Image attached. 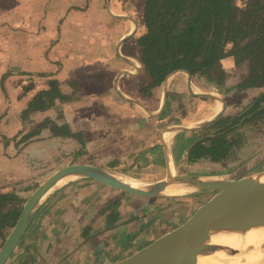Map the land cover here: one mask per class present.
Listing matches in <instances>:
<instances>
[{
    "label": "crops",
    "instance_id": "obj_1",
    "mask_svg": "<svg viewBox=\"0 0 264 264\" xmlns=\"http://www.w3.org/2000/svg\"><path fill=\"white\" fill-rule=\"evenodd\" d=\"M135 31L131 17L109 0H0V180L27 181L44 168L80 164L127 175L170 161L160 117L176 93L196 97L202 94L192 87L209 82L172 77L147 101L139 92L147 83L141 66L123 51ZM26 79L33 80L28 87ZM51 87L64 99L23 119L34 96ZM212 113L189 120L197 124ZM46 119L67 125L73 135L45 128L20 142ZM258 156L264 159V148ZM254 158L233 172V180L249 176ZM149 211L141 198L92 180L65 184L44 197L6 264H115L172 231L151 229Z\"/></svg>",
    "mask_w": 264,
    "mask_h": 264
},
{
    "label": "trees",
    "instance_id": "obj_2",
    "mask_svg": "<svg viewBox=\"0 0 264 264\" xmlns=\"http://www.w3.org/2000/svg\"><path fill=\"white\" fill-rule=\"evenodd\" d=\"M133 49L126 53L137 59L142 77L147 80L139 89L144 98L157 92L175 72H185L191 78L201 75L221 89L232 77L237 80L233 93L262 90L243 127L264 121V0H240L239 4L235 0H143ZM227 58L233 60L231 69L221 66ZM54 99H64L56 87L37 94L22 118L45 110L47 102ZM230 120L234 123L228 125ZM239 121L220 117L201 129L199 137L188 144V162L228 161L241 141L235 127ZM45 128L54 135H73L67 125L46 119L20 142ZM24 202L15 193L0 194L1 238L14 227Z\"/></svg>",
    "mask_w": 264,
    "mask_h": 264
},
{
    "label": "rangeland",
    "instance_id": "obj_3",
    "mask_svg": "<svg viewBox=\"0 0 264 264\" xmlns=\"http://www.w3.org/2000/svg\"><path fill=\"white\" fill-rule=\"evenodd\" d=\"M235 1L237 4L240 3V0H235ZM109 2L112 3L114 9H116V11H119V13H124L126 15H129L131 17V20L135 21L137 25L139 11L143 0H109ZM131 44H132L131 46H133V41H131ZM131 46L128 47L125 45L124 46L125 51L124 50L123 51L126 52L130 50L129 48ZM137 66L139 68V65ZM221 66L224 69H231L233 68V60L231 58L224 59L221 62ZM173 78L174 79L182 78L185 80V76L183 75V73H179L173 76ZM192 79L193 82L197 84L200 83L198 82V80L207 81L204 78L198 79L197 77H193ZM28 80H32V79H28ZM28 80L27 79L25 80V87L30 86L33 82V80L30 82ZM142 82H144V79ZM236 82L237 80L235 78L230 77L224 86L225 89L216 87L218 90V96L220 97V99L224 100L223 111L220 117L233 118L234 114H236L239 110L245 107L252 100H255L262 92V90L260 89H248L242 92L233 93L232 87L236 84ZM173 94L174 93L172 92L171 95ZM152 96L145 97V99L147 101L153 100L155 97ZM183 97L186 99H182ZM172 99L174 100H171V103L167 106L168 107V109H166L167 112H165L162 115V117H160V121L162 119L164 120V127H165L164 129L166 131V135L173 137L172 146L171 147L167 146V148L169 150L170 149L172 150L171 151L172 154L170 155V157L173 159L170 161V164L175 167L176 174L178 175L175 178L178 177L181 178L186 176H196V177H204V178L224 177L226 179V180L224 179L225 181H231L234 178L233 172L239 167H241L240 165L242 164L244 165L245 163H247V161H249L253 157L255 158L252 160V164H254L253 166L255 167L251 169L249 172H247V174L245 175L250 176L256 173L264 172V159L261 160V157L258 156L259 153L264 148V121H258L253 125L251 124L238 128L239 129L238 133L240 134L241 141L239 143L238 148L235 149V151H233V154L230 156L228 161L214 163L207 159H203V160H199L194 164H187L186 158H184L186 148L190 145L189 143L192 140L199 137V135L203 132V131L201 132V129L208 127L210 125L209 119H207L206 121L200 122V124H198L199 123L198 122L197 125L195 124L193 126H190L188 124L191 123L189 119L193 115L201 116L200 113H203V115H205L209 111H212V108L215 103H214V99L209 98L208 96L195 97V96H191L189 93H185L182 95L176 93L174 96H172ZM191 114L193 115L191 116ZM154 116H159V115L158 113H155L153 114V117ZM172 127H180V129L183 130L177 131V129H173ZM159 128H162V121L160 122ZM191 130L196 131L192 135V137H190L189 135V132ZM86 165H91V164H86ZM168 168H169V163L167 162L165 166L162 165V167L160 168L157 167L148 168V166H146L142 168L138 167L135 169H130L127 170V175L141 180L143 185L145 186H150L155 183H158L159 181L165 180L166 177L168 176L167 175ZM59 170L60 169L49 170L44 168L38 172L37 177L31 178L27 181L7 182L0 180V194L5 189L12 190L16 195L23 198L26 202V200L39 186H41L50 176H52L55 172ZM242 178L245 177L240 176L237 179H242ZM37 180L39 181L38 183ZM81 180H86V179L78 178V179L64 180L52 190H57L60 187L64 186L65 184H69L72 182H80ZM117 192H122V191L117 190ZM219 192L220 191L218 190H200V192L191 195H180V196L162 195L161 197H152V198L139 197V198H141V200H144V202H146V204L150 206V211L146 214V216L149 217L147 221L151 224V229L156 230L157 227H162L165 228L164 230L168 232L189 221L192 217H194L198 213V211L203 206L209 203ZM125 193L130 194L127 192ZM154 216H156V220L155 223L152 224V221H154ZM157 220H159L158 223ZM11 230L12 229H8L4 232V236H3L4 238L0 237V250ZM263 232H264V225H262L260 228L256 227L247 230L245 232V235H248L250 233L260 234ZM259 244H262V242H260ZM258 254L255 255V257L257 258L256 260H252L247 264H264V252L261 251ZM245 255L248 254L246 253Z\"/></svg>",
    "mask_w": 264,
    "mask_h": 264
},
{
    "label": "water",
    "instance_id": "obj_4",
    "mask_svg": "<svg viewBox=\"0 0 264 264\" xmlns=\"http://www.w3.org/2000/svg\"><path fill=\"white\" fill-rule=\"evenodd\" d=\"M132 24L136 27L135 21H132ZM183 74L188 83H191V77L185 72ZM197 78L202 77L198 75ZM163 98L166 99V92ZM219 104L220 108L209 120V124L220 118L224 100L220 99ZM71 178L90 179L111 189L142 198L161 197V190L167 187L165 181L141 188L133 187L119 179L114 172L92 165L64 167L50 176L26 200L17 222L0 250V264H6L13 251L21 244L44 197L62 181ZM178 179L179 182L189 181L197 184L201 190L220 192L185 224L115 264H199L204 260L212 261L219 250L228 248L227 244L221 243L220 240L224 237L236 240L247 230L255 228V221L259 222L264 218V172L229 182L203 181L204 177L196 176Z\"/></svg>",
    "mask_w": 264,
    "mask_h": 264
},
{
    "label": "bare ground",
    "instance_id": "obj_5",
    "mask_svg": "<svg viewBox=\"0 0 264 264\" xmlns=\"http://www.w3.org/2000/svg\"><path fill=\"white\" fill-rule=\"evenodd\" d=\"M133 63L136 64L135 62H133ZM179 73H183V72L172 73L169 76L168 81L171 80V78L173 76H175ZM192 91L198 92L200 94L208 96L209 98L214 99L215 104L212 108V110L214 112L212 113L211 117H208L210 120L217 113V111L220 108V104H219L220 97L218 96V90H217L216 86L209 82V84L205 85V87L203 89H197V88L192 87ZM188 124L190 126L195 125V123H188ZM198 124H200V123H198ZM172 128L177 129V131L183 130V129H180V127H172ZM178 129H180V130H178ZM165 142H166V145L168 147H171L172 143H173V137L168 135L166 137ZM185 158H186V156H185ZM172 159L173 158H171L170 161ZM170 161L168 162L169 163V168H168V172H167L168 176L166 177L165 180H162V181H165L166 185H167V187L165 189L161 190L162 194L163 195H169V196H180V195H191V194L200 192L201 187L198 186L197 184H193L189 181H185V182L177 181V180H179L178 179L179 177L175 178L178 175L176 174L175 167L170 164ZM186 161H187L186 162L187 164H194V163L188 162V157H187ZM115 175L119 179L123 180L124 182H126L127 184H129L133 187L141 188V187L145 186V185H143L141 180L130 177L124 173H115ZM71 179H78V178H71ZM224 179H225L224 177H206L205 179H203V181H223V182H226L225 181L226 179L225 180ZM162 181H159V182H162ZM227 182H229V181H227ZM52 191H54V190H51L50 192H52ZM255 222H256L255 228L256 227L260 228L262 225H264V218L262 220H260L259 222H257V221H255ZM28 228H29V226H28ZM229 238L230 237H224L222 240H220L221 243L224 242L225 244H227L228 248L226 250H219L216 253L215 258L212 261L204 260V261L200 262L199 264H247L250 261L257 259L255 257L256 254L260 253L261 251L264 252V250H262V249H264V232L260 233V234L250 233L248 235H245V233H244L239 238H237L236 240H228ZM261 239H263V240H261ZM260 242H262V244H259ZM246 253L248 255H245Z\"/></svg>",
    "mask_w": 264,
    "mask_h": 264
},
{
    "label": "flooded vegetation",
    "instance_id": "obj_6",
    "mask_svg": "<svg viewBox=\"0 0 264 264\" xmlns=\"http://www.w3.org/2000/svg\"><path fill=\"white\" fill-rule=\"evenodd\" d=\"M255 101L252 100L250 103H248L245 107H243L241 110H239L236 114L233 116V120L237 121V119L240 118V121L235 124V127L239 128L242 127L244 120H247L252 116L251 112L254 108ZM233 122L231 120L229 121L228 125H231Z\"/></svg>",
    "mask_w": 264,
    "mask_h": 264
}]
</instances>
